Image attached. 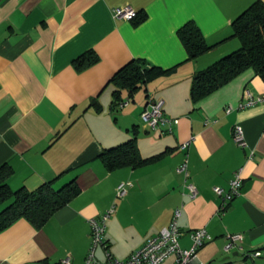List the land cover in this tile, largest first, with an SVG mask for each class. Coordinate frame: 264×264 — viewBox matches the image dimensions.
<instances>
[{"label":"crops","instance_id":"1","mask_svg":"<svg viewBox=\"0 0 264 264\" xmlns=\"http://www.w3.org/2000/svg\"><path fill=\"white\" fill-rule=\"evenodd\" d=\"M258 1L264 3L0 0V168L12 169L7 183L13 191H34L49 182L60 190L74 180L81 189L41 230L20 220L1 233L0 264H84L92 243L90 221L112 207L104 240L120 261L180 211L182 249L192 247L196 230L211 237L198 252L204 263L264 264V103L240 108L248 97L264 96V81L248 69L199 101L191 99L194 75L240 49L232 23ZM122 7L142 13L145 21L135 26L116 19L113 11ZM189 22L212 47L192 61L178 36ZM90 51L98 62L79 71L74 62ZM139 59L173 72L132 99L122 90L115 104L112 78ZM156 100L164 101L167 120L179 121L172 130L164 125L155 131L143 122L144 109ZM237 125L244 130V147L233 139ZM134 128L144 159L166 155L137 169L107 171L101 154L131 139ZM186 162L188 176L178 171ZM239 171L241 195L221 213L223 200L214 189L228 190ZM122 183L131 186L119 199ZM190 184L197 188L195 199ZM232 234L244 240L226 252ZM256 252L259 258L248 256ZM97 259L106 260L102 248Z\"/></svg>","mask_w":264,"mask_h":264},{"label":"trees","instance_id":"2","mask_svg":"<svg viewBox=\"0 0 264 264\" xmlns=\"http://www.w3.org/2000/svg\"><path fill=\"white\" fill-rule=\"evenodd\" d=\"M146 19L142 13L132 20L138 26ZM233 32L239 39V50L221 58L192 79L191 99L197 102L214 93L222 86L238 77L244 71L252 69L264 81V3L258 1L245 10L232 23ZM179 39L185 47L188 59L196 60L212 50L199 26L189 22L178 31ZM98 62L92 51L74 62L79 71H83ZM151 65L145 60H133L120 69L112 78L115 86L114 103H121V91L127 90L129 97L143 86L171 74ZM127 142L105 150L100 160L109 172L123 168L137 169L160 161L166 153L144 159L137 145V128ZM12 169L4 165L0 168V204L6 205L0 210V234L10 229L20 220L28 221L36 230H41L53 216L81 194L76 181H71L60 190H55L51 182L45 183L34 191L25 188L13 191L7 183Z\"/></svg>","mask_w":264,"mask_h":264},{"label":"built area","instance_id":"3","mask_svg":"<svg viewBox=\"0 0 264 264\" xmlns=\"http://www.w3.org/2000/svg\"><path fill=\"white\" fill-rule=\"evenodd\" d=\"M116 19H124L132 21L137 17V12L131 7L117 8L113 11ZM257 103H264V96L259 98L248 97L245 103L240 105V108L245 106H252ZM127 103H122L121 107ZM231 109H228L229 113ZM141 118L143 122L152 130H158L164 125H169V129L172 130L174 125L178 124V120L169 121L164 117V101L156 100L150 102L144 109ZM233 139L237 145L244 147L245 134L240 125H237L234 129ZM187 145H183V149H186ZM180 173L187 174V162L184 163L178 170ZM243 184L242 172L235 173L234 179L230 183L228 190L222 188H215L214 192L222 198L223 204L220 208V212L223 213L227 206L237 197L241 195ZM131 186L130 183H122L117 189V198L121 199L127 195V190ZM189 195L192 199L197 197V188L190 184L188 185ZM115 213V207L108 210L99 220L92 219L90 221L91 226V249L84 262V264H166L173 259V264H206L200 260L198 252L205 245L207 241H210L211 237L206 230L200 229L191 233L193 245L190 249H182L180 245V238L183 235L178 227V219L180 217V211H177L167 228H164L160 233L148 240L143 248L133 253L127 261H120L114 258L107 247L104 240L106 224L110 217ZM227 244L225 246L226 252H231L240 247L244 237L240 234L227 235ZM102 248L105 251L104 262L97 259V250ZM252 259H257L261 256L260 252L249 254ZM64 263H69V260H65ZM250 264H257L253 261Z\"/></svg>","mask_w":264,"mask_h":264},{"label":"rangeland","instance_id":"4","mask_svg":"<svg viewBox=\"0 0 264 264\" xmlns=\"http://www.w3.org/2000/svg\"><path fill=\"white\" fill-rule=\"evenodd\" d=\"M99 255V254H98Z\"/></svg>","mask_w":264,"mask_h":264}]
</instances>
